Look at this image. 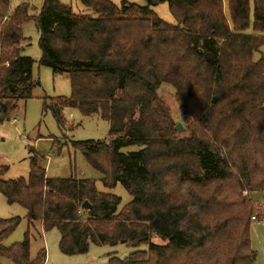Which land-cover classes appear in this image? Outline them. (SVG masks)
I'll list each match as a JSON object with an SVG mask.
<instances>
[{"label":"trees","instance_id":"obj_1","mask_svg":"<svg viewBox=\"0 0 264 264\" xmlns=\"http://www.w3.org/2000/svg\"><path fill=\"white\" fill-rule=\"evenodd\" d=\"M76 1L90 13L45 0L30 16L27 3L12 10L0 0V113L39 85L35 61L21 54L23 26L33 20L39 65L71 84L70 96L46 98L44 111L62 132L74 128L68 109L109 124L107 142L74 147L104 188L120 184L132 200L119 211L121 199L94 181L48 178L44 156L32 150L27 180H4L0 167V194L24 207L30 224L58 230L68 257L124 245L146 250L109 264H253L250 226L264 211V0ZM162 3L175 24L153 11ZM162 85L175 90L184 136L158 96ZM21 220H0V257L45 264L46 250L31 259L29 233L2 245Z\"/></svg>","mask_w":264,"mask_h":264},{"label":"rangeland","instance_id":"obj_2","mask_svg":"<svg viewBox=\"0 0 264 264\" xmlns=\"http://www.w3.org/2000/svg\"><path fill=\"white\" fill-rule=\"evenodd\" d=\"M45 0H11V9L19 4L27 3L29 15L37 16ZM115 5L123 1L138 6H147L146 0H110ZM61 4L71 6L73 12L89 14L90 12L76 0H60ZM153 11L166 23L175 24V19L169 11L167 3L153 7ZM225 13L229 15L225 2ZM248 33H252L249 29ZM23 34L26 38L22 55L32 58L35 64L32 68V77L39 85L33 90L32 98L23 101L5 102L6 112L0 113V167H6L7 173L4 180L28 179L30 150L43 155V168L48 178L91 180L95 182L99 192L111 193L121 199L118 208L120 211L131 202L132 197L118 184L114 189L108 190L102 184V176L93 170L86 162L80 149L74 145L86 142H102L109 140L110 126L98 116L83 117L77 110H65V119L74 125L72 130L62 132L59 130L52 114L44 111L46 98L68 97L71 94V84L68 75L55 76L51 69L39 65L42 53L39 48L40 33L33 20L23 26ZM264 53V47L262 49ZM158 96L169 108L175 126L182 124L186 130V122L179 112L175 100V90L169 85H162L158 90ZM181 136L184 133H179ZM123 151H137L136 147H129ZM254 200L261 203V194H255ZM264 215V211L261 214ZM27 211L20 205H9L6 197L0 194V220L21 218L20 225L7 238L2 241L5 247L23 241L26 233L30 234V256L35 259L37 253L46 250L45 264H109L111 257L121 260L135 251L146 250L145 247L134 249L124 245L116 247L90 246L86 255L68 257L59 250L60 233L58 230L44 232L40 222L30 224L26 218ZM251 248L255 253L253 264H264V225L252 222L250 226ZM155 244H162L157 238L152 240ZM0 264H14L1 258Z\"/></svg>","mask_w":264,"mask_h":264},{"label":"water","instance_id":"obj_3","mask_svg":"<svg viewBox=\"0 0 264 264\" xmlns=\"http://www.w3.org/2000/svg\"><path fill=\"white\" fill-rule=\"evenodd\" d=\"M175 131L178 132V133H184L185 129L183 128L182 124H177L175 126ZM82 208L85 209V210H91L92 206L89 205L88 202H84L83 205H82Z\"/></svg>","mask_w":264,"mask_h":264},{"label":"built area","instance_id":"obj_4","mask_svg":"<svg viewBox=\"0 0 264 264\" xmlns=\"http://www.w3.org/2000/svg\"><path fill=\"white\" fill-rule=\"evenodd\" d=\"M252 219H253L254 222H257V223H259L261 225H264V215L261 216V217H253Z\"/></svg>","mask_w":264,"mask_h":264},{"label":"crops","instance_id":"obj_5","mask_svg":"<svg viewBox=\"0 0 264 264\" xmlns=\"http://www.w3.org/2000/svg\"><path fill=\"white\" fill-rule=\"evenodd\" d=\"M46 263V262H45Z\"/></svg>","mask_w":264,"mask_h":264}]
</instances>
